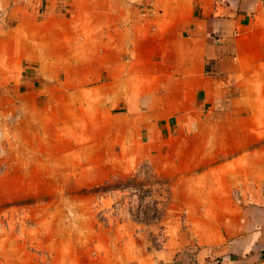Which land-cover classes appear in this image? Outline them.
Instances as JSON below:
<instances>
[{
  "label": "crops",
  "instance_id": "0c3cea01",
  "mask_svg": "<svg viewBox=\"0 0 264 264\" xmlns=\"http://www.w3.org/2000/svg\"><path fill=\"white\" fill-rule=\"evenodd\" d=\"M7 13L0 121L61 70V95L90 88L92 111L120 120L108 131L155 144L170 183L165 236L61 264H264V0H47L40 16Z\"/></svg>",
  "mask_w": 264,
  "mask_h": 264
},
{
  "label": "rangeland",
  "instance_id": "374dc122",
  "mask_svg": "<svg viewBox=\"0 0 264 264\" xmlns=\"http://www.w3.org/2000/svg\"><path fill=\"white\" fill-rule=\"evenodd\" d=\"M46 3L8 0L0 19L24 4L40 16ZM61 78L59 70L51 82L41 80L0 121V264H61L77 253L110 260L126 238L166 235L170 183L155 170V144L108 131L120 120L92 111L90 88L66 99ZM240 185L228 190L234 202L245 193Z\"/></svg>",
  "mask_w": 264,
  "mask_h": 264
},
{
  "label": "built area",
  "instance_id": "2783aa9c",
  "mask_svg": "<svg viewBox=\"0 0 264 264\" xmlns=\"http://www.w3.org/2000/svg\"><path fill=\"white\" fill-rule=\"evenodd\" d=\"M236 195H237L236 201H237V202H240L241 194H240V193H237Z\"/></svg>",
  "mask_w": 264,
  "mask_h": 264
}]
</instances>
